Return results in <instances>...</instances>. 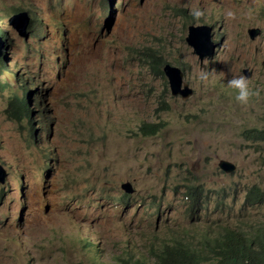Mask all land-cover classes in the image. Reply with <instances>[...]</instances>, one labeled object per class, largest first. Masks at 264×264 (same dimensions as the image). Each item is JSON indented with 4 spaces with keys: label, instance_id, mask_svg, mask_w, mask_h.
<instances>
[{
    "label": "rangeland",
    "instance_id": "obj_1",
    "mask_svg": "<svg viewBox=\"0 0 264 264\" xmlns=\"http://www.w3.org/2000/svg\"><path fill=\"white\" fill-rule=\"evenodd\" d=\"M194 7L214 45L201 62L185 41ZM17 8L48 28L27 70L45 83L32 123L7 111L25 72L23 38L8 22ZM0 30L10 37L0 65V165L10 180L0 184V264L144 260L171 233L243 218L245 190L264 187V141L249 134L264 129V0H0ZM165 63L182 69L189 98L170 95ZM232 75L255 92L245 105L226 84ZM142 122L159 132L141 136ZM221 158L236 169L223 172ZM124 181L134 188L126 197ZM191 183L202 204L192 211ZM263 213L243 210L252 223Z\"/></svg>",
    "mask_w": 264,
    "mask_h": 264
},
{
    "label": "trees",
    "instance_id": "obj_2",
    "mask_svg": "<svg viewBox=\"0 0 264 264\" xmlns=\"http://www.w3.org/2000/svg\"><path fill=\"white\" fill-rule=\"evenodd\" d=\"M159 126V123H142L138 129L142 135H153ZM251 131L248 132L251 139L264 141V129L253 128ZM196 195L199 194L190 193V200L196 202ZM244 203L245 208L263 206L264 190L251 188ZM194 209L196 204L190 207L191 211ZM243 217L233 225L208 223V226H196L192 231L186 229L182 236L171 233L169 239L150 249L149 258L121 259L117 264H264V214L254 223L250 221V215Z\"/></svg>",
    "mask_w": 264,
    "mask_h": 264
},
{
    "label": "clouds",
    "instance_id": "obj_3",
    "mask_svg": "<svg viewBox=\"0 0 264 264\" xmlns=\"http://www.w3.org/2000/svg\"><path fill=\"white\" fill-rule=\"evenodd\" d=\"M118 5H119V3H118ZM14 11L15 12L12 13L9 17H12L14 15L16 16V19H15L16 25L14 23H12V22H9L10 18L8 19V22H9L10 26L17 32V34L20 37L23 38L22 39L23 47H24L23 61H24V66H25V72H24V79L21 80V78L19 77L20 80L18 81L17 85L12 87V93L10 95L9 100L7 101V111L12 117L21 118V119L22 118H26V120L28 122L32 123V119L35 118L36 116H40V111L43 108V106L41 105L39 100L43 98V95H41L40 93H41V91L43 89L45 90V83H44V80L40 79V78H38V79L34 78V82L31 83L29 81L30 74L27 73V70L28 69L29 70L33 69L32 63L30 62V53L38 51V48L40 47V45L46 40V38H42L41 39L39 37H42L43 36L42 34H45V32H46V35H48V28H46V30L44 29L43 30L44 32L42 33L43 24L40 23L37 20L35 22V19L33 17L30 18V15H29L30 12L29 11L25 10L24 8H17ZM106 11L107 12L110 11V8L108 6H107V8L105 10V13H107ZM188 13H189L188 17L189 18L191 17V23L188 24V26H187V33H188V27L190 25H193V26H206L208 28V26L206 24L199 23V21L202 20V17L204 16V11L201 8H199V7L190 8L188 10ZM224 15L229 17V18H231V17L234 16V12L231 9H228V10H226L224 12ZM56 30L57 29H56V26H55V22H53L52 33L54 35L56 34ZM253 30H257V33L254 35V37L257 36L260 33V30L258 28H256V27L249 28L248 29L249 37H250V33ZM208 31H209V28H208ZM208 31H207V34H208ZM203 32L205 33V30H203ZM62 34H63V29L61 30V36H62ZM186 36H187V34H186ZM9 38H10L9 34H7L6 32H3L2 30H0V65H2L6 61V53L4 52V50H5V48H7V46L10 43V39ZM31 38H32L33 48L30 50V46H29L30 42L29 41H30ZM250 38H253V37H250ZM146 51L150 52L149 53V56H150L149 61L152 62L151 66H153L154 61L157 59V56L154 57V50H152V49H146ZM196 55L198 56V54H196ZM209 56H207V57H209ZM38 57H39V59L42 58L43 62L47 61V58L44 55L43 51L41 52V55H38ZM54 58H55V56H53V62H52L53 65L55 64ZM204 58H206V57H204ZM198 59H199V57H198ZM203 59H199V61L201 62ZM164 65H170L171 67L178 68L181 71V73H182L181 88L184 87V84H186L187 87L190 88L188 86V84H187V81L184 79L183 71H182V69L179 66L172 65L170 63H165ZM164 65L161 68V72H162L161 75L163 74L167 78V75L165 74V72L163 70ZM243 69H245V68H243ZM243 69H242V71H243ZM35 73L36 72L34 71V75H35ZM199 78L201 80L206 79L207 78V72L206 71H201L199 73ZM167 81H168V79H167ZM167 84H168V89H169L170 95H172L171 91H170L169 83H167ZM226 84H227V86L229 88L234 90V97H233L234 100L236 102L242 104V105L247 104L248 100H249V97L255 94V92L249 87V80L244 75H232L227 80ZM190 89H191V91L193 93L192 88H190ZM33 96H36V98H37V101L34 102V104H33V101H35V99L33 98ZM172 96H179L181 98V96L179 94L172 95ZM189 97H187V98H189ZM187 98H185V99H187ZM185 99H183V100H185ZM42 114H43L42 125L45 127L47 118H46V116H45L43 111H42ZM144 123L146 124V123H149V122H144ZM151 123L158 124L156 122H151ZM159 130H160V126H159ZM159 130L155 134H157L159 132ZM138 132H139V129H138ZM155 134H153V135H155ZM140 135L141 136H151V135H142V134H140ZM51 155L53 157H55V156L57 157V152H56L54 144H52ZM47 158L50 159V160H54V161L56 160L55 158H51V157H48V156H47ZM221 159H223V158H221ZM221 159H219V161ZM224 160H227V159H224ZM219 161H218V163H219ZM227 161H229V160H227ZM229 162H231V161H229ZM231 163H233V162H231ZM218 167H219V165H218ZM220 169L223 172H225V173H231V172H233L236 169V165H235L234 170L231 171V172H226L222 168H220ZM126 182L130 183V185H131V188H132L131 192H127L125 190V188H123L122 185L124 183H126ZM9 183H10V180L6 181V171L0 165V184H4V186H7V189H8L9 188ZM14 186L17 187L18 196H20V194H21V190L20 189H21V186H22V182L17 181L14 184ZM196 186H199V185L198 184H193V183L187 185L188 191H187L186 196H188V197L186 199H188V198L190 199V197H191L190 193L199 194V195H196L197 196L196 197V199H197L196 202L190 200L192 202L191 206L196 204V208H198V207H200L202 205H201V203H199L200 190ZM10 187H12V185H10ZM253 187H257V188H260V189L264 190V187L259 185V184H256ZM253 187L252 186L248 187L245 190V192L243 193L242 208L243 207L244 208L243 209L240 208V211L242 210V215L243 216L248 215V214H246V215L243 214V210L245 209V206H246V204L244 203V200H245V197L247 195H249V192H250L251 188H253ZM120 189H122L123 192H124V194H122V197H126L125 194H131L134 191L133 185H132V183L130 181L121 182ZM197 205H198V207H197ZM261 207H264V205L260 206V207L256 206V207H253V208H261ZM246 208H250V207H246ZM262 215H261V217L257 216V219L258 218H262ZM244 218L245 217H243L242 219H239L238 222L243 220ZM235 223H236V221H235Z\"/></svg>",
    "mask_w": 264,
    "mask_h": 264
},
{
    "label": "water",
    "instance_id": "obj_4",
    "mask_svg": "<svg viewBox=\"0 0 264 264\" xmlns=\"http://www.w3.org/2000/svg\"><path fill=\"white\" fill-rule=\"evenodd\" d=\"M16 16H12L9 19V22L15 23ZM205 30V33L203 32ZM208 28L206 26H193L190 25L188 27V33L185 37V41L188 45L193 48V52L198 54L199 59H203L204 57L209 56L213 52L214 45L209 40V35L207 34ZM257 33V30H253L250 33V37H254ZM163 70L167 75L170 91L172 95L179 94L182 99L189 97L192 94L190 88L184 84V87L181 88V71L176 67H171L170 65H164ZM245 75L248 74V69H243ZM219 167L222 168L226 172H231L234 170L235 165L227 160L221 159L218 163ZM123 188L127 192H131L132 188L130 183L126 182L123 185Z\"/></svg>",
    "mask_w": 264,
    "mask_h": 264
}]
</instances>
